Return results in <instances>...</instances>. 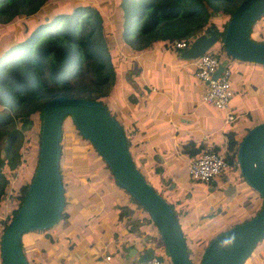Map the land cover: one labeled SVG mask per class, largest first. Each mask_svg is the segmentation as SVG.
<instances>
[{"label":"trees","instance_id":"16d2710c","mask_svg":"<svg viewBox=\"0 0 264 264\" xmlns=\"http://www.w3.org/2000/svg\"><path fill=\"white\" fill-rule=\"evenodd\" d=\"M47 1L49 0H0V23H6L13 18L30 20ZM239 1L117 0L116 5L122 13L120 28L117 31L120 42L117 57L139 51L154 42L165 43L173 39L196 36L208 27L215 28L221 37L229 15ZM71 3L69 10L65 12L52 10L49 18L45 20L32 21L28 25L22 23L23 34L0 50V105L4 108L0 111V236L20 205L34 172L42 106L45 101L62 94L96 99L106 106L104 94L106 95L107 91L102 92L101 89L109 81V84H112L118 75V62L106 51L112 39H108L106 45L102 32L106 23L102 11L90 3L76 0ZM213 14L219 15L218 20L212 17ZM253 34L256 35L255 31L250 29L249 36L252 39L264 42L262 39L254 38ZM221 47L223 48L222 45ZM219 48L220 44L213 50L218 56ZM16 120L19 126H16ZM35 125L38 126L35 150L33 145V152L29 154L26 162L22 163L18 140L21 139L24 130ZM63 126L61 123V132ZM238 142L231 133H227L224 160L226 164L234 165L235 168L237 166L234 158ZM89 144L93 147L91 142ZM126 144L128 147L127 138ZM93 149L95 150L94 147ZM104 166L111 175L109 186L120 187L105 162ZM5 170H18L20 185H10L15 193L11 199L5 194V189L10 183ZM122 191L129 195L125 190ZM81 195L70 202L71 209H77V212L74 210L68 222H80L85 215H89L90 208H96L92 201L94 196ZM95 198L96 204L98 198L96 196ZM131 199L134 203L131 205L138 206L136 209L133 208L135 212L140 213L142 210L145 212L136 200L132 197ZM169 205L173 209L172 204ZM259 208L260 206L253 215ZM145 216L150 222L147 213ZM60 217L61 213L59 219ZM33 231L27 230L20 235V245L27 264L31 263L25 254L24 245L32 246L35 243L34 234H27ZM49 246L52 247L51 244ZM187 252L189 253L188 248Z\"/></svg>","mask_w":264,"mask_h":264},{"label":"crops","instance_id":"0c3cea01","mask_svg":"<svg viewBox=\"0 0 264 264\" xmlns=\"http://www.w3.org/2000/svg\"><path fill=\"white\" fill-rule=\"evenodd\" d=\"M258 20L252 23L251 30ZM262 21L261 26L255 29L258 36H264ZM180 50L164 42H154L139 51L122 55L118 79L121 83L113 87L112 95H107L104 102L111 105L128 139L131 158L133 154L147 171H158L169 165V174L177 179L173 185L183 191L180 193L184 198L176 200L175 206H172L178 208V217L185 218L189 229H192L193 221L204 222L208 218L220 217L222 212L225 213V205L228 210L229 207H242L244 204L249 213L243 220L247 219L262 200L258 192L244 181L238 168L226 164L220 174L209 182L192 180L187 168L205 146L213 145L224 152L227 133L239 141L247 128L264 121V78H256V75L263 76L264 65L230 59L218 52L223 58L220 62L230 71L233 91L228 106L236 112L234 120L224 121L221 109L201 100L205 85L194 75L193 59L181 58ZM173 162L176 164L171 171ZM158 181L162 182L161 179ZM182 203L190 208H182ZM196 205L201 208L197 209ZM189 212H194L195 218L188 216ZM55 229L58 235L65 228L58 230L56 226ZM207 240L208 237L197 247H192L193 251L201 253ZM96 241L93 246L85 243L82 249L70 252L58 246L60 255L66 256V259L57 257L58 254L54 255L52 251V264H129L146 246L156 244L127 247L122 246V240H113L115 244L112 246L110 236L106 234ZM256 245L254 253L261 256L260 264H264V236ZM48 247L52 249L49 244ZM41 252L44 255L40 256H45L47 263L51 264L50 250L43 249ZM105 255L110 256V261L104 259ZM53 256L56 258L53 259ZM131 256L133 259H129Z\"/></svg>","mask_w":264,"mask_h":264},{"label":"water","instance_id":"95a60500","mask_svg":"<svg viewBox=\"0 0 264 264\" xmlns=\"http://www.w3.org/2000/svg\"><path fill=\"white\" fill-rule=\"evenodd\" d=\"M263 14L264 0H240L221 37L215 28L208 27L180 50V57L193 59L219 42L228 56L264 65V42L249 36L252 23ZM223 67L220 62L212 76ZM65 116H70L80 135L92 143L118 185L148 214L171 264H193L173 209L134 165L120 123L99 100L62 94L50 97L42 106L37 162L20 205L1 232V264H27L20 235L53 226L59 219L64 203L59 137ZM236 164L244 181L261 196L260 208L214 235L202 249L197 264H239L264 236V121L253 124L240 138ZM152 249L146 246L136 260L152 256Z\"/></svg>","mask_w":264,"mask_h":264},{"label":"rangeland","instance_id":"374dc122","mask_svg":"<svg viewBox=\"0 0 264 264\" xmlns=\"http://www.w3.org/2000/svg\"><path fill=\"white\" fill-rule=\"evenodd\" d=\"M73 1L75 0H49L32 15V18L30 20L13 18L6 23H0V50L5 48V45L11 42V40L23 34V24L28 25L32 21L45 20L49 18L52 10L53 12L56 10L59 12H65L69 10L72 4L71 2ZM76 1L90 3L91 5L96 6L102 11L101 14L103 15L106 23L102 30L103 35H105L104 38L106 40V45L107 40L110 38L112 39V41H110L111 45H107L108 47L106 48V51L109 52L110 55L114 56V58L117 60L118 75L114 79L112 84H109V81L101 89L102 92L107 91L106 95L104 94V97L106 96L105 99H107V95L109 96L110 93L112 95L113 87L118 83H121V80L118 81V79L120 76L119 70L121 69L119 64L122 56L120 58L117 57V51L120 50V42L118 40L119 36L117 34V31L120 28L122 13L120 8L116 5L117 0ZM263 16H260L259 20L256 21L253 25L254 28L252 29V31H255L256 33V35L253 34V37L256 39L264 40V36H258L255 30L263 23ZM212 17L218 20L219 15L213 14ZM219 22L220 20L218 21V23ZM201 32H203V30ZM194 37L195 36H192L191 39ZM167 42L169 41H166L165 44H168ZM218 44H220V50H217V52L221 51V53H224V50L221 47V43L219 42H216V47L214 45L215 49H217ZM228 57L230 59H235L230 56ZM218 58L220 61L223 60L222 56L220 55L218 56ZM256 78L263 79L264 73L263 76L256 75ZM106 106L109 114L115 118L111 105L106 104ZM3 109L4 108H2V106L0 105V111ZM257 111L259 112L260 110ZM262 111H264V107ZM15 124L16 126H19V122L17 120L15 121ZM36 125L31 126L27 130H24L22 132L21 139L18 140V150L20 151V158L22 160V163L26 162V160L29 158V154L33 152V145L35 150L38 129V126ZM62 125L64 126L62 128L60 138L61 153L59 158V170L61 175V182L63 183V196L65 204H63L61 217L60 219H58L59 221H57L55 225L50 226L45 230L41 229L37 230V232L32 230L33 232L27 233L32 235L34 234L33 238H35V243L32 244V246L30 244L24 245L25 254L29 262L31 264H48L45 256L40 255H44L41 252L43 249H49V262L52 264V251L53 253H55L54 255L58 254L57 257L60 258L61 255L59 249H66L67 252H70L73 250L76 251L77 249H82L85 243H89L90 246H93L94 243L97 242L96 239L101 238L104 234L110 236L111 241H109V243L112 244V246L115 244L113 240H122V246L127 247L131 245L145 247L147 244H152L154 242L157 245L162 246L155 225H153L151 221L148 222V220L145 218L146 212H144L143 210L140 213L135 212L133 208L136 209L138 208V206L131 205L134 204L131 197L123 193L121 187H117V185L109 186V184L111 183V175L109 171L105 169L104 161L89 144V140L80 136V134L74 127L70 116H66L65 119L62 120ZM131 156L134 165L144 177L146 182H148L157 193H160L161 196L166 199L167 203L170 202L172 205H174V202H177L176 200H184V198L181 197L180 193L183 191L173 185L174 183H176L177 179L173 178L172 175L169 174V165L158 171H147L145 165H142L141 162L133 156V154H131ZM175 164V162L171 164V171H174L172 167H174ZM4 172L10 179V183H8L5 189V194H8L9 199H11L13 198L15 193L14 189H12L10 185L20 183L18 178V170H5ZM158 179H161L162 182L159 183ZM87 188H89V190ZM90 190H92L91 193L89 192ZM79 195L94 196V199L92 201L93 206H95L96 208L91 209L89 207V210H91L89 215H85L80 222H68L74 210L77 212V209H71L70 202L72 199L77 198ZM191 195L193 197H196L194 194ZM95 196L98 198V202L96 204ZM3 198L5 199V196H3ZM97 204L100 205L98 206ZM182 205V208L184 207L186 210L190 208L183 203ZM226 207L227 205L224 206L225 213L222 212V215L220 217H212L210 219L208 218L204 222L203 220L193 221V225L191 226L192 229H189V226L185 224V218L178 217V208H173L178 218L177 221L179 222V227L182 232L186 248H188V250L190 251L188 253V256L192 259V262L194 264L198 263L200 251L194 252L192 247H197L200 242L206 237H208V242L210 238L214 236L218 231L220 232L222 228H227L231 225H234L233 223H235L236 221L237 223L244 221L245 219L243 220V217L247 213H249L244 204H242V207L228 206V210H226ZM196 208L200 209L201 207H198L196 205ZM188 216H191V218L193 219L195 218V213L192 212ZM56 226H58V230H63L64 228L65 229L58 233V235H56ZM50 243L53 244L52 249L48 247V244ZM58 246H61V248L57 249ZM255 248H257V245L252 248L250 253L239 264H260L261 256H258L254 253ZM69 257L70 256L67 257V260ZM54 258L56 257L53 256V259ZM62 258L66 259V256H61V259ZM129 259H133V256L129 257Z\"/></svg>","mask_w":264,"mask_h":264},{"label":"built area","instance_id":"2783aa9c","mask_svg":"<svg viewBox=\"0 0 264 264\" xmlns=\"http://www.w3.org/2000/svg\"><path fill=\"white\" fill-rule=\"evenodd\" d=\"M192 39L191 37L173 39L167 43L174 48L183 49L189 45ZM193 63L195 77L201 80L205 85L204 91L201 94V100L215 108L221 109L223 111L224 121L234 120L236 112L228 106V101L233 91L230 83L229 69L224 66L216 76H212L220 60L218 55L211 49L198 54L193 58ZM234 163L237 166L236 158H234ZM224 167H226L224 152L216 149L213 145H207L197 157L190 161L187 173L189 178L194 181L209 182L212 177L220 174ZM152 248V256L141 261L134 258L132 262H134V264H171L163 246L155 244ZM156 255L160 256V259H157ZM104 259L110 261V256L105 255ZM109 264L121 263L110 262Z\"/></svg>","mask_w":264,"mask_h":264},{"label":"clouds","instance_id":"9594fccd","mask_svg":"<svg viewBox=\"0 0 264 264\" xmlns=\"http://www.w3.org/2000/svg\"><path fill=\"white\" fill-rule=\"evenodd\" d=\"M238 168V167H237Z\"/></svg>","mask_w":264,"mask_h":264}]
</instances>
